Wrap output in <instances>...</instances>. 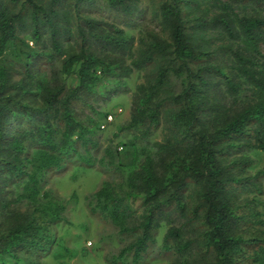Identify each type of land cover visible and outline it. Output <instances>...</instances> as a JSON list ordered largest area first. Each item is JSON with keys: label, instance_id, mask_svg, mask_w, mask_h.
Listing matches in <instances>:
<instances>
[{"label": "trees", "instance_id": "16d2710c", "mask_svg": "<svg viewBox=\"0 0 264 264\" xmlns=\"http://www.w3.org/2000/svg\"><path fill=\"white\" fill-rule=\"evenodd\" d=\"M263 158L264 0H0V264L83 249L48 186L69 165L79 184L108 174L79 194L131 239L107 264L154 245L170 264H264Z\"/></svg>", "mask_w": 264, "mask_h": 264}, {"label": "rangeland", "instance_id": "374dc122", "mask_svg": "<svg viewBox=\"0 0 264 264\" xmlns=\"http://www.w3.org/2000/svg\"><path fill=\"white\" fill-rule=\"evenodd\" d=\"M97 11L98 10L96 9L94 10V12ZM136 80L137 76L132 77L130 84L134 85ZM130 94L131 93H128L122 96L117 101L119 104H116L114 108L117 112H120L123 109V115L119 118L122 122L127 120L131 112ZM109 136H111V133L104 134V138L101 143L105 145L107 143V137ZM119 150H123L122 145L119 146ZM261 162H264V158ZM72 168L73 165H69L66 171L53 173L51 175L50 183L48 184V186L53 187L56 190H60L59 192L65 195L68 199L71 198L67 216L72 224L70 225V222H64L60 227L59 232L60 235L64 236L68 245L71 247H74L73 244H76L74 242L80 238L83 249L80 250L72 260H69V264H107L109 262L108 258L111 257L113 253L119 252V250L131 239L127 238L128 236L117 233V228H115L111 223L105 222L97 213H93L89 208H87V206L86 209H84L83 206L79 209V194L84 192L86 194L91 192V190H96L99 187L101 180L106 178V175L108 174L103 173L104 175H101V178L98 180L94 177L92 178L89 173L86 174V172H83V176L86 177V183L79 184L77 183L79 182L77 179L72 180L69 179V175L66 176V172H69L70 174ZM83 173L81 172V174ZM68 179L71 183H66L63 187L62 184ZM138 204L139 203H136L137 206ZM83 224L84 226H82ZM160 251L161 249L159 248V245L152 246L147 254V257L143 259V262L140 264H170L173 258L172 255L161 253ZM18 264L22 263L20 262ZM51 264L56 263L52 262Z\"/></svg>", "mask_w": 264, "mask_h": 264}, {"label": "built area", "instance_id": "2783aa9c", "mask_svg": "<svg viewBox=\"0 0 264 264\" xmlns=\"http://www.w3.org/2000/svg\"><path fill=\"white\" fill-rule=\"evenodd\" d=\"M108 120H112V118H113V115L112 114H110V115H108Z\"/></svg>", "mask_w": 264, "mask_h": 264}]
</instances>
